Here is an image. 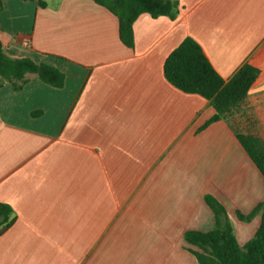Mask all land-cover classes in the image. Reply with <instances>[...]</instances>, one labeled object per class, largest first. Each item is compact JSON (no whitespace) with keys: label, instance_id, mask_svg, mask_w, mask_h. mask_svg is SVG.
Here are the masks:
<instances>
[{"label":"crops","instance_id":"obj_1","mask_svg":"<svg viewBox=\"0 0 264 264\" xmlns=\"http://www.w3.org/2000/svg\"><path fill=\"white\" fill-rule=\"evenodd\" d=\"M175 20L140 15L134 45L91 0H0V46L54 66L62 88L0 77V203L13 210L0 264H198L187 231L208 232L211 196L239 245L261 217L264 178L234 135L264 142V0H178ZM190 37L228 81L259 70L228 122L164 77ZM35 114V115H34Z\"/></svg>","mask_w":264,"mask_h":264},{"label":"trees","instance_id":"obj_2","mask_svg":"<svg viewBox=\"0 0 264 264\" xmlns=\"http://www.w3.org/2000/svg\"><path fill=\"white\" fill-rule=\"evenodd\" d=\"M91 1L104 7L118 19L119 39L128 48L134 45L132 26L140 15L175 20L180 11L178 0ZM163 73L174 88L209 101L215 114L202 129L220 120L228 122L240 110L251 85L259 76V70L244 64L231 79L224 81L198 43L190 37H186L169 54L164 62ZM27 74L36 75L40 81L54 88H62L64 85V75L54 66L37 64L28 58L10 57L0 46V77L17 90L25 83ZM234 135L264 178V142L254 135H244L237 131H234ZM204 200L215 216L214 228L208 232L187 231L184 234L185 242L199 250L190 251L197 263L264 264V202L247 216L237 213L238 219L245 222L250 221L256 214L261 217L260 226L253 238L244 245H239L224 207L211 196H205ZM13 222L12 208L8 204L0 203V236Z\"/></svg>","mask_w":264,"mask_h":264},{"label":"water","instance_id":"obj_3","mask_svg":"<svg viewBox=\"0 0 264 264\" xmlns=\"http://www.w3.org/2000/svg\"><path fill=\"white\" fill-rule=\"evenodd\" d=\"M41 70V69H40Z\"/></svg>","mask_w":264,"mask_h":264}]
</instances>
